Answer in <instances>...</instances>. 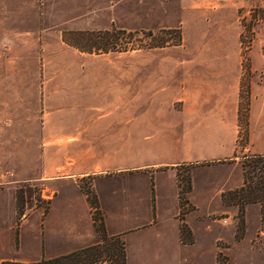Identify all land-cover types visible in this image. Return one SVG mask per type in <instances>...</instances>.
<instances>
[{
    "label": "rangeland",
    "instance_id": "374dc122",
    "mask_svg": "<svg viewBox=\"0 0 264 264\" xmlns=\"http://www.w3.org/2000/svg\"><path fill=\"white\" fill-rule=\"evenodd\" d=\"M176 1L113 0L109 3L107 0L106 11L101 14L93 10L81 16L84 11L77 10L64 16V5L59 0H18V35L12 38L9 35L7 41L0 43V80L6 79V87L2 89L8 98L7 112L0 115V121L23 125L24 132L30 131L31 126V132L46 137L48 122L63 126L64 118L70 116V127L77 137L80 124L84 123L80 108L104 104L118 108L120 127L130 122L158 121V117L165 122H176L184 107L196 106L197 82L192 78L193 67L188 61L208 56L205 51L193 49L191 41L182 42V32L175 25ZM232 1L235 5L231 9L238 21L240 103L237 128L222 135V145L227 151L230 143L235 151L233 155L223 152L210 156V160L171 166L177 171L180 208L176 219L180 240L191 249L203 243L208 245L204 257L185 258L184 264H264V195L258 194L260 203L244 205L249 187H259L261 181L247 182L244 191L237 193L243 186L242 164L249 157L264 155V107L250 110L251 102L256 105V97L264 93V66H260L264 63V0ZM79 5L83 2H77L75 7ZM108 116L111 114L103 113L96 119ZM27 126L29 130L25 129ZM157 129V134L163 132ZM11 132L14 134L15 130ZM149 134L152 136L135 137L141 145L129 147L134 159H125L128 147L120 146V171L126 168L123 167L125 160L129 165L148 164L143 167L148 170L165 167L151 153L159 155L160 145L176 149L175 140L162 133L159 147L147 145L144 141L151 139L152 142L156 136L154 131ZM205 144L199 145L201 151L212 148ZM10 147H6L8 153ZM37 148L41 157L40 151L45 147ZM71 148L79 149L73 144ZM200 172L210 176L208 188L200 184L204 180L199 177ZM134 176H130L132 183L128 187L123 185V180L128 178L118 177L117 183L120 194L123 193L120 201L137 205L135 194L145 192L142 186L134 188ZM19 186L18 205L39 208L45 215L51 196L46 187L35 182ZM81 190L90 206L96 208L97 200L90 186ZM148 196L146 202L138 203L137 212L152 208V187ZM206 201L208 208H205ZM93 214L96 225H102L100 211ZM186 220L193 224L191 230ZM207 230L208 241L204 232ZM212 236L213 246L209 241ZM114 247L108 239L96 251L90 250L81 258L75 255L61 258L56 264L90 261L108 264L112 253L109 250L114 251ZM151 259L147 255L132 258L134 264L140 260L155 264V259ZM102 260L104 263L99 262Z\"/></svg>",
    "mask_w": 264,
    "mask_h": 264
},
{
    "label": "crops",
    "instance_id": "0c3cea01",
    "mask_svg": "<svg viewBox=\"0 0 264 264\" xmlns=\"http://www.w3.org/2000/svg\"><path fill=\"white\" fill-rule=\"evenodd\" d=\"M77 2H83V5L76 8ZM59 3L64 5V16L77 10L84 11L80 15L85 16L88 11L105 12L107 0H59ZM234 5L232 0L176 1L175 25L182 32V42L191 41L193 49L208 55L188 61L193 67L192 78L197 82L196 106L184 107L176 122H165L158 117V121L130 122L120 127L118 108L104 104L80 108L84 123L80 124L77 137L73 136L70 127L69 112L63 126L51 121L47 123L46 137L31 132V126L30 131L24 132L23 125L0 121V264L52 261L99 244L94 211L101 213L100 222L106 236L123 243L126 264H134L132 258L135 255H147L155 259V264L159 261L184 264L185 258L204 257L207 244L191 249L180 240L179 220L176 219L180 208L177 171L171 166L210 160V156L223 152L233 155L235 151V146L230 143L227 151L222 145V135L237 128L240 103L241 66L237 57L238 21L231 9ZM9 35L10 38L18 35V0H0V43L7 41ZM5 82L6 79L0 80V115L7 112V92L2 89L6 87ZM255 100L258 103L253 105L251 102V111L261 105L264 107V93ZM103 113L111 116L98 121L96 116ZM91 119L95 121H88ZM157 128L163 132L157 134ZM25 129L29 130V127ZM12 130H15L14 134ZM152 131L157 138L155 136L152 142L151 139L144 141L147 145L159 147L162 133L175 140L176 149L160 145L159 155L151 153L152 158L160 160L158 163L165 167L148 170L143 168L148 164L129 165L127 160L134 159L129 147L141 145L135 137L142 134L151 137ZM205 143L212 148L201 151L199 145ZM72 144L79 149H72ZM7 146H11L10 153ZM39 146L45 147L40 151L41 157ZM120 146L128 147L123 166L126 168L121 171ZM133 174L136 175L133 177L134 188L142 186L145 192L135 194L138 203L146 202L149 188L153 189L154 204L143 212L135 210L138 203L120 201L123 193L120 194L118 188V177L128 178V181L123 180V185L128 187ZM200 174L199 177L204 179L200 184L208 188L210 176L205 172ZM29 182L42 183L51 194L45 215L39 208L18 205L19 185ZM85 186H90L95 195L96 208L90 206L82 192ZM208 205L206 201L205 208ZM185 223L191 230L193 224L188 220ZM208 230L204 231L207 241ZM209 241L213 246V236ZM138 264L144 263L140 260Z\"/></svg>",
    "mask_w": 264,
    "mask_h": 264
},
{
    "label": "trees",
    "instance_id": "16d2710c",
    "mask_svg": "<svg viewBox=\"0 0 264 264\" xmlns=\"http://www.w3.org/2000/svg\"><path fill=\"white\" fill-rule=\"evenodd\" d=\"M242 169H243V186L239 189V191H237V193L244 191L245 186L247 185V182L254 184L253 183L254 179L261 181L259 183L260 184L259 187L257 185L254 188L249 187L250 188V191L248 193L249 196L244 201V205L260 203L258 194L261 192V194L264 195V155H256V156L247 158V161L242 164ZM94 222H95L96 231L100 239V243L93 247L84 249L83 251L76 253L74 255L76 257L81 258L82 256H85V254L89 252L90 250H95V251L98 250V248H100V246L104 244V242H106L108 239H111L113 243L116 245V247H114V251H113V248L112 250H109V253L110 252L112 253L107 263L108 264H126V254H125V248H124L123 243L120 240L118 241V239L116 238H108L104 232L103 226L96 225L97 220L95 218H94ZM59 261L60 259H55L52 261H41L35 264H56ZM99 262L104 263V260L99 261ZM87 264H94V261H90Z\"/></svg>",
    "mask_w": 264,
    "mask_h": 264
}]
</instances>
